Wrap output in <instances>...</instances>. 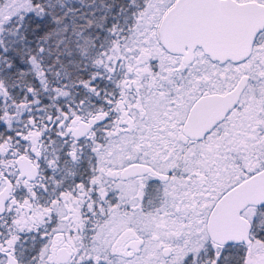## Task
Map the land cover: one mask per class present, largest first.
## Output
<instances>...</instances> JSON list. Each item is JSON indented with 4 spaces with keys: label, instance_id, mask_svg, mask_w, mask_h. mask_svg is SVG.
<instances>
[{
    "label": "snow or ice",
    "instance_id": "snow-or-ice-1",
    "mask_svg": "<svg viewBox=\"0 0 264 264\" xmlns=\"http://www.w3.org/2000/svg\"><path fill=\"white\" fill-rule=\"evenodd\" d=\"M0 264H264V0H0Z\"/></svg>",
    "mask_w": 264,
    "mask_h": 264
}]
</instances>
